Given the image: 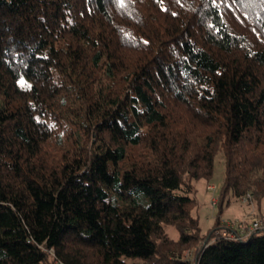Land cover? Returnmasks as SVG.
Returning a JSON list of instances; mask_svg holds the SVG:
<instances>
[{
    "label": "trees",
    "instance_id": "trees-1",
    "mask_svg": "<svg viewBox=\"0 0 264 264\" xmlns=\"http://www.w3.org/2000/svg\"><path fill=\"white\" fill-rule=\"evenodd\" d=\"M227 195L264 198V0H0V264H264Z\"/></svg>",
    "mask_w": 264,
    "mask_h": 264
},
{
    "label": "rangeland",
    "instance_id": "rangeland-1",
    "mask_svg": "<svg viewBox=\"0 0 264 264\" xmlns=\"http://www.w3.org/2000/svg\"><path fill=\"white\" fill-rule=\"evenodd\" d=\"M223 169V155L221 151H218L214 157L213 171L210 178L208 180L201 178L195 182V191L192 195H194L197 204L192 211H195L197 214L202 234H205L211 228L219 213L218 205L213 206L211 203L214 190L207 189L206 187L208 184H213L216 186V190H218L223 179ZM226 197H228V203L225 204L224 202V205H222V211L219 215L220 221L221 219H239L250 222L253 217L257 219L264 217V198L257 205V203L250 199L242 200L231 195H227ZM165 229L171 238H177V232L173 226H166ZM199 246L200 244H196L194 248L186 251L183 254L182 260H187L189 264H195V257Z\"/></svg>",
    "mask_w": 264,
    "mask_h": 264
},
{
    "label": "built area",
    "instance_id": "built-area-1",
    "mask_svg": "<svg viewBox=\"0 0 264 264\" xmlns=\"http://www.w3.org/2000/svg\"><path fill=\"white\" fill-rule=\"evenodd\" d=\"M207 189L214 190V194L211 197V203L214 206L218 198V190H216L217 188L213 184H208ZM243 199L245 200L246 198ZM220 223L224 227L216 230V234L229 239H239L254 230L264 229V217L260 219L253 217L250 222L239 219H221Z\"/></svg>",
    "mask_w": 264,
    "mask_h": 264
},
{
    "label": "clouds",
    "instance_id": "clouds-1",
    "mask_svg": "<svg viewBox=\"0 0 264 264\" xmlns=\"http://www.w3.org/2000/svg\"><path fill=\"white\" fill-rule=\"evenodd\" d=\"M207 188V187H206Z\"/></svg>",
    "mask_w": 264,
    "mask_h": 264
},
{
    "label": "crops",
    "instance_id": "crops-1",
    "mask_svg": "<svg viewBox=\"0 0 264 264\" xmlns=\"http://www.w3.org/2000/svg\"><path fill=\"white\" fill-rule=\"evenodd\" d=\"M222 218V217H221Z\"/></svg>",
    "mask_w": 264,
    "mask_h": 264
}]
</instances>
